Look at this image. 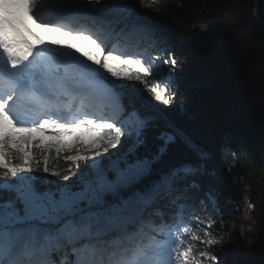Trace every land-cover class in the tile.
<instances>
[{
  "label": "snow or ice",
  "instance_id": "6c2138e0",
  "mask_svg": "<svg viewBox=\"0 0 264 264\" xmlns=\"http://www.w3.org/2000/svg\"><path fill=\"white\" fill-rule=\"evenodd\" d=\"M136 2L137 0H86L91 9L101 13L98 17L101 23L121 30H150L152 25L135 16ZM24 7L35 20L41 0H0V49H3L7 63L12 68L28 61L34 50V46L23 38L17 23V10ZM64 34L72 35L71 32ZM77 35L81 39L90 40L96 51H85L86 46L83 44L67 42V46L83 52L89 61L94 60L95 65L99 66L95 71L106 69L112 77L123 76L135 81H144L151 75L159 78V69L154 72L143 60L131 57L123 59L111 54L104 56L103 60L98 58L102 55V49L97 41L91 35ZM20 43L28 49L23 56L14 51ZM108 61H115L123 70L115 71ZM170 64L174 67L176 60L172 59ZM130 65H136L139 70L129 69ZM166 75L171 77V68ZM33 87V99L37 103H43L45 85L37 82ZM151 90L158 93L161 101L170 102L158 85ZM37 92L42 95L37 96ZM15 103L14 92L4 93L0 90V171L5 177L33 172L30 153L34 152L36 146L43 149L45 173L50 171L47 154L53 148L57 154L61 149L69 151L77 146L84 151L94 152L91 156L69 157L68 162L75 163L78 167L81 161L97 162L110 149L117 148L121 137H125L128 146L115 159L108 158L106 164H96L94 174L80 191L61 193L59 198L29 185L7 186L9 197L6 200L0 197V264H95L91 258V249L113 241H120L123 246L124 243L133 241L136 234L146 230L152 222L158 223L161 219L168 221L182 208L201 199L198 170L202 164L209 163L212 148H206L190 137L172 132L157 136L159 143L154 150L149 149L148 133L157 117L134 111L132 115L136 123L128 132L115 123H97L95 119L86 118L71 124L45 118L42 122L23 127L19 126L21 121L12 114ZM183 111L184 109H177V112ZM49 128L59 129L56 136H74V139L70 144L45 143L43 139L34 140L31 135H20L22 132L45 133ZM81 129L91 134V143H85L79 134ZM133 134L135 139L129 144V138ZM176 146L187 153L184 158H171V150ZM12 148L16 151L13 152ZM17 154L19 163L14 160ZM35 167L38 169L40 165L36 164ZM53 174L58 177L61 175L59 171ZM63 178L70 179L68 176ZM5 225L9 227L5 228ZM187 231L185 228L184 232ZM151 235L156 236L158 233L153 231ZM205 236L210 237L211 233L206 231ZM192 239L199 240L202 245L211 246L216 243L215 239H201L198 236ZM192 251L190 244L185 246L183 239L174 240L168 248L158 249V262L155 259H140L136 264H201V261L192 259ZM226 252V249L223 250L217 257L208 250H201L199 256L213 264H240L239 261L228 259ZM26 256L32 258L26 259Z\"/></svg>",
  "mask_w": 264,
  "mask_h": 264
},
{
  "label": "trees",
  "instance_id": "16d2710c",
  "mask_svg": "<svg viewBox=\"0 0 264 264\" xmlns=\"http://www.w3.org/2000/svg\"><path fill=\"white\" fill-rule=\"evenodd\" d=\"M178 1V5L148 6L146 11L162 25L160 36L164 40L188 42L187 52L203 63L205 70L214 77L215 85L195 89L196 93L188 99H184L185 95L178 90L172 104L159 107L161 113L132 96L123 98L122 108L126 112L136 111L157 117L148 133V148L151 150L159 143L157 136L172 132L212 148L209 163L202 164L198 170L201 199L182 208L178 214L194 233L202 237L208 231L216 240L228 230L231 208L240 209L249 221L243 223L245 229L242 227L237 251L226 255L240 264H254L258 258L257 234L262 238L264 249V206L259 224L253 198L257 172L262 168L261 156H264V30L256 23L253 14L258 0ZM259 2V16L264 22V0ZM247 14L250 16L242 21ZM231 16L236 21L229 22L225 38L215 39L196 28L198 23H227ZM212 80L209 78L208 84ZM240 102L242 105L233 113V106ZM178 108L184 111L177 112ZM220 129L222 132L218 135ZM127 146L125 137H121L117 148L103 154L101 164H106L108 158L114 159ZM232 151L237 154V160ZM34 152L39 160L32 164L33 172H25L23 176L32 187L42 192L50 193L56 188L57 192L52 194L57 198L61 193L80 191L85 186L82 176L93 170L89 161H81L77 167L52 149L47 154L50 171L45 173L43 149H34ZM186 155L180 146L173 147L170 153L173 159H182ZM36 164L40 165L38 169ZM55 171L61 175L55 176ZM64 176L70 179L65 180ZM19 180V175L5 177L0 171V197L6 200L10 195L3 186L4 182ZM178 217L175 215L169 221H176ZM192 249L190 254L196 261L199 251L205 247L198 241ZM206 250L213 254L211 246Z\"/></svg>",
  "mask_w": 264,
  "mask_h": 264
},
{
  "label": "rangeland",
  "instance_id": "374dc122",
  "mask_svg": "<svg viewBox=\"0 0 264 264\" xmlns=\"http://www.w3.org/2000/svg\"><path fill=\"white\" fill-rule=\"evenodd\" d=\"M42 1V0H41ZM53 1V0H51ZM56 2H59L60 0H55ZM146 2V3H145ZM174 4V5H178L179 1L178 0H137L136 2V6L134 9V14L135 16H137L138 18H140L141 20H147L149 21L150 25H152V28L150 30L147 31H134L131 28H129L126 31V34L133 37L135 36V34L137 35V39L138 41H142L139 42L140 48L139 50H141L140 52H144L143 46H147V45H152V44H156V43H162L161 39H160V28H161V24L160 22H158L156 19L153 18L152 13H150L149 11H146V9L148 8V6H157V5H162V4ZM43 7H51V9H53L52 7L55 8V11L57 12H61V17L58 18H54L48 15V12L51 11V9L48 8H44L43 10L37 11V18L34 20V22H46V21H53V22H59L62 24H66L68 23L70 20H72V22L70 21L69 25H78L81 24V22L83 21L81 19L80 21V17L82 15L84 16H89V18H92L93 20H95V22L98 24V26L103 30V31H107L108 33L110 31L113 32V27H107V25H104L103 23H101L98 19V17L100 15H96V14H92V13H97L96 11H94L93 9H91L88 4L86 3V0H75V4L70 7V8H64V7H59V6H52L49 2V0H44V2L41 4ZM57 5V4H56ZM75 12V13H74ZM92 12V13H90ZM79 13V14H78ZM73 15H79L78 23H75L76 21L73 19L74 17H71ZM69 16V17H68ZM250 14H247L244 16V18H242V21H245V19L247 17H249ZM232 20H235L234 16H231L228 20L229 22H232ZM238 20V19H237ZM74 21V22H73ZM236 21V20H235ZM28 22V21H27ZM29 23V22H28ZM203 24V25H202ZM210 24L209 23H198L196 24V28H201V30H203L204 32H207L208 30V26ZM42 26V25H41ZM214 27V26H213ZM203 28V29H202ZM101 31V30H100ZM226 32V31H225ZM224 32V34H225ZM223 35V34H222ZM40 36V35H39ZM143 40H141V38ZM224 36V35H223ZM32 37V36H31ZM41 38H44L43 36H40ZM49 37V36H48ZM156 37V39H155ZM53 38L56 39V37L53 35ZM52 39V38H49ZM154 39V40H153ZM144 41V42H143ZM150 41V42H148ZM42 43L44 44V42L42 41ZM186 46H188V42L187 41H178L176 42V40H171L167 42V45L163 48V50H161L162 53H166V57H165V64L163 67H161V64L163 59L162 57L158 58L157 60L153 61V60H149L151 62L154 63V67H152L153 71L155 72L157 69H159V72L161 75H159V78H157L156 75H151L152 76V81H148L149 79H146L144 81H135V80H124L123 77H112L111 73H108L106 69H103L105 72L108 73V75L106 74V78L109 79L111 81L110 83V92L113 93L114 95L111 94L112 99L115 102V109L119 114H122L121 108L118 104L119 100L127 93V91L129 90H135V92L139 95H142V97H149L151 95L152 97V102L154 103V105L156 107H160L161 105H170L174 102V91H173V79L177 78L178 76H176L177 73L180 72V69L183 70V72H186L187 69H183L182 66L186 65L187 68H192L194 65L197 67H201L203 66V63L196 57V56H187V49ZM44 47V46H43ZM171 47L176 48V50L174 51H170ZM63 53H67V54H71L73 52H69L67 51V49H65V51H63ZM78 53H76L77 55ZM170 54L174 55V58L176 60V64L174 67L171 66L170 61L172 59H170L168 56ZM74 56V59L77 60L78 55ZM69 58V57H68ZM68 58H66L68 60ZM79 59L84 60L83 57H79ZM78 59V60H79ZM71 61V60H68ZM185 62V64H183V62ZM92 61H90L89 63H91ZM109 64L112 65V67H114L115 71H122V66L117 64L114 61H110L108 62ZM148 65V64H147ZM146 65V66H147ZM171 68L172 71V75L173 77H169L167 78L166 73L168 72V69ZM129 69L131 70H139L138 67L136 65H131V67H129ZM127 71V70H124ZM206 72L208 74H210L208 72V70H206ZM72 74H74V71L72 69V71L70 70V72L68 74H65L64 76L66 78H71ZM164 75H166L165 77H163ZM211 75V74H210ZM64 76H59L57 75V77H61V83L58 82V84L65 86L64 84H62V82L64 81ZM199 76H201L200 79H198V74L196 76V78L199 81L200 85H209L210 86H214L215 82L214 79L213 81H211V83L208 84L207 78L205 77V75L202 73V71L199 72ZM51 79H54L53 77ZM192 84H194V82H192ZM211 84V85H210ZM138 85H142L141 87H138ZM155 85H158L159 90L161 92H163V94L170 89L171 92L170 94H164L166 99H168L170 102L169 103H165L164 101H161L159 99L158 93L157 92H153L151 90V88ZM115 86V87H114ZM138 87V88H137ZM169 87V88H168ZM77 88V87H76ZM114 91V92H113ZM196 90H187V91H182L183 93L186 94V96L184 97V99H188L192 96V94H195ZM85 94H82L81 96H78L75 98V101H81L82 99H87L90 98L88 96H84ZM30 97V96H29ZM94 103L96 105L99 106H104L105 102H103L102 100L99 102L98 100H94ZM243 103V102H242ZM242 103H238L236 105L233 106V113L236 112L240 106L242 105ZM194 115V112H193ZM119 124L121 125V128L124 129L125 132H128L129 130L133 129L136 120L134 119V116L132 115V113H129L127 116H125L124 119H120L119 120ZM221 130V129H220ZM218 134V133H217ZM135 139V135L133 134V136L131 138H129V144L131 143V141H133ZM50 141L45 140V143H48ZM53 143H61L58 140L53 141ZM69 143H61V144H70ZM12 151L15 152V148H12ZM126 151V149H125ZM61 156L65 159L69 160V157L73 156V155H80L82 153H88L90 156L94 155V152H89V151H84L83 149H74V150H69V151H65L64 149H61L60 151ZM232 154L235 158V160H237V154L234 153V151H232ZM30 155H32V161L31 163L33 164L35 160H38L39 158L36 157L35 155H33L32 153H30ZM103 155L99 158V160L97 162H93L91 160H89L91 166H93V170L87 174H84L82 176V179L84 181V183H87L92 175L94 174V170L96 167V164H99L100 160H102ZM117 157V156H116ZM114 157V159L116 158ZM15 162L19 163V154H17L14 158ZM102 165V164H101ZM261 166L262 168H260L257 172V179H256V183L254 186V190H253V198L255 201V211L258 215V219H259V224H260V219L262 217V207L264 206V180H263V172H264V156H261ZM20 177V180L17 183H10V182H4L3 186L7 187V186H12V185H29L32 186V184L28 181V179L26 178V176H23L21 174H18ZM52 192L56 193L57 189L55 188V190H53ZM50 192V193H52ZM230 221H229V225H228V230L226 232L225 235L217 238L216 243L214 245H211V247L213 248V255H216L217 257L220 256L221 252L223 250H227L226 253L229 252H233V251H237V245L238 243L241 241V235H242V230L245 229V226L243 227V223L245 225V223L249 220H247L246 218H244L245 216H243V214L241 213L240 209H236V208H231L230 210ZM148 226H152V229H148ZM146 230L138 232L135 239L133 241H130L129 243H124L123 246H121L122 242H120L118 245L114 246V249L116 247V249L119 251H125V249H127V247H129L127 250L131 249V248H137L138 243L139 242H135L137 239L138 241L140 240V242H142L143 240H145L146 238H144L146 236V233L150 234L155 231V228L153 227L152 224L148 225ZM243 227V229H242ZM187 228L188 231L184 232V229ZM172 233V237H173V241L174 240H179V239H183L185 242V246H187L188 242V238L191 236H194V233H192V231L185 226L184 224H176L175 228H172L170 230H168ZM163 234V233H162ZM143 238V239H142ZM208 238V239H212V237H206L205 233H204V237L203 239ZM172 241V242H173ZM135 245H132L134 244ZM255 244L257 245L256 251L258 254V258L257 261L254 264H264V249H263V241L262 238L257 234L256 236V242ZM137 246V247H136ZM205 247V250L207 247H209V245H203ZM114 252H112L111 254H108V258L112 261L115 260V255L113 254ZM104 257L105 255H101L98 262H102V264H104ZM199 261H201V264H213V262L207 260L206 258H201L199 256L198 258ZM118 261V260H117ZM116 261V262H117ZM101 264V263H100ZM110 264V263H109Z\"/></svg>",
  "mask_w": 264,
  "mask_h": 264
},
{
  "label": "bare ground",
  "instance_id": "6f19581e",
  "mask_svg": "<svg viewBox=\"0 0 264 264\" xmlns=\"http://www.w3.org/2000/svg\"><path fill=\"white\" fill-rule=\"evenodd\" d=\"M44 2V0H42L41 1V4ZM49 2H50V4L52 5V6H59V7H64V8H70V7H72L74 4H75V0H60L59 2H56L55 0H53V1H51V0H49ZM57 4V5H56ZM44 8H48V9H51V7H43L42 5H41V7L39 8V10L38 11H40V10H43L44 11ZM53 9H51V11L50 12H48V15L49 16H51V17H54V18H58V17H61L62 15H61V12H57V11H55V8L54 7H52ZM75 13V12H74ZM21 16L23 17V18H28V22H29V24H30V26H32V27H34V28H36L35 30H36V32L38 33V35H40V36H43V37H48V36H52L53 37V35L56 37V39L54 38V40L55 41H61L62 43H59V45H60V47H61V49H62V52L63 51H65V49H68V46H67V42H71V43H75V44H83V45H85L86 47H85V51H88V52H94V51H96V49H92L90 46H88L86 43H81V42H78V41H76V40H73V39H71V38H69V37H66V36H64V35H62V34H58V33H51L49 30H46L45 29V27L46 26H41V25H43L42 24V22H34V20H33V17H30V15L27 13V10L26 11H24V12H22L21 13ZM30 17V18H29ZM69 17V16H68ZM71 17H74L73 19L75 20H78V17H79V15H73V16H71ZM75 20V21H76ZM71 22H72V20H70ZM69 21V22H70ZM51 22H53V21H51V20H49V21H46V23H51ZM66 23V24H71V23ZM74 22V21H73ZM75 23H78V21H76ZM210 24V23H209ZM78 25H80V24H78ZM203 25V24H202ZM73 26V25H72ZM99 27V26H98ZM99 29L101 30V32H104V34L105 33H108L107 31H103L100 27H99ZM198 29H201V28H198ZM203 29V28H202ZM111 32L112 31H110L109 32V34H111ZM208 32V31H207ZM207 32H205V33H207ZM130 35V34H129ZM127 36V38H129V40H131L132 41V39H134V41L133 42H135V43H138L139 44V42H142V41H138V39H137V35L135 34V36H133V37H131V36ZM140 37V36H139ZM141 38V37H140ZM155 39H156V37H155ZM141 40H143L142 38H141ZM154 40V39H153ZM144 42V41H143ZM57 44V43H56ZM74 49V48H73ZM74 53H75V55H76V53H78L77 55H78V59H79V57H83L84 58V60H82V59H77L78 61H82V62H84L85 64H90L89 62V60L87 59V57L86 56H84L83 55V52H78L76 49H74L73 50V53H71V54H67V53H63V57L66 59V58H68V60H73L74 59ZM76 55V56H77ZM98 58H100V57H98ZM152 65H154V63L153 62H151V61H149L148 62V65L147 66H152ZM110 66L112 67V65L110 64ZM82 68L83 69H78V70H75V69H73V71H74V74L75 75H77L78 76V79L79 80H81L79 83H78V86L80 85V84H82L81 82L83 81V74H85L86 72L88 73L89 71H90V66H88V65H84V66H82ZM113 69H114V67H112ZM71 71H72V69H70ZM115 70V69H114ZM200 71H202V69H200ZM202 73L204 74V72L202 71ZM74 74H72V75H74ZM198 74V79H200L201 78V76H199V73H197ZM205 75V74H204ZM166 75H164L163 77H165ZM197 76V75H196ZM123 77V76H122ZM171 77H173V75H171ZM170 77V78H171ZM61 77H57V80H58V82H60L61 81V79H60ZM124 78V77H123ZM169 78V76H167V78H165V79H168ZM208 79L209 78H207V81H208ZM124 80H127L126 78H124ZM169 80V79H168ZM61 83V82H60ZM110 83H111V81L108 79V84L110 85ZM59 86H60V88L63 90V92H65V93H67V90L68 89H66V87L65 86H63V85H60V84H58ZM77 88H79V87H77ZM111 87L110 86H108V91H110L111 89H110ZM110 89V90H109ZM70 90V89H69ZM112 91V90H111ZM114 92V91H113ZM114 95L113 93H111V92H109V95L108 96H100V99H96V100H98L99 102L102 100L103 102H105V104L104 105H109V106H112V107H115V102H114V100L112 99V97L110 96V95ZM82 94H75L74 95V100H75V98L76 97H78V96H81ZM30 96V97H29ZM85 96V95H84ZM86 96H88V97H90L89 95H86ZM16 97V100H19L20 99V97L21 96H15ZM23 97H27L29 100H31V101H33L34 99H33V97H32V95L31 94H29V93H26V94H24V96ZM76 102V101H75ZM79 102H81V101H77L76 102V104H75V108H76V110L78 111L79 110V108H78V103ZM107 114H110L109 112H107ZM80 148V147H79ZM101 161L102 160H100V162H99V164H101ZM152 227V226H151ZM137 235V234H136ZM138 236V235H137ZM144 238H146L145 240H143L142 242H140V240L138 241V239L135 241V242H139L138 243V247L137 248H131V249H129V250H127L129 247H127V249H125V251H130V250H132V249H136V251L138 252L139 251V253H141V251H140V248H141V246L142 245H146L147 243H149V242H151V241H156V238L152 235L151 236V234H150V236H149V234L148 233H146V236L144 237ZM143 239V238H142ZM118 245V244H117ZM132 245H135V243L134 244H132ZM116 246V245H115ZM115 251H117V253L119 252L117 249H116V247H115V249L112 251V252H115ZM107 254H102L103 256L105 255V257H104V264H113V262L114 261H112V260H110L109 258H108V254H111V249H109L107 252H106ZM114 254V253H113ZM115 255V254H114ZM156 256H159L158 254H155ZM116 261L119 259L118 258V256H116ZM102 264V262L100 261V262H97L96 264Z\"/></svg>",
  "mask_w": 264,
  "mask_h": 264
},
{
  "label": "water",
  "instance_id": "95a60500",
  "mask_svg": "<svg viewBox=\"0 0 264 264\" xmlns=\"http://www.w3.org/2000/svg\"><path fill=\"white\" fill-rule=\"evenodd\" d=\"M260 0H258V2L256 3V5H255V7H254V10H253V14H254V18H255V20H256V23L259 25V26H261L262 27V29L264 30V22L260 19V16H259V8H260V2H259ZM130 95V94H129ZM137 100H139V99H137ZM141 101V100H140ZM166 120H167V122H169L172 126H173V124L167 119V118H165ZM174 127H176L175 125H174ZM177 128V127H176ZM222 132V129L221 130H219L218 131V135L220 134ZM105 156H107V155H105ZM116 157V156H115ZM105 159H106V157H105ZM104 164V163H103ZM10 183H17V182H10ZM85 185H86V183H85Z\"/></svg>",
  "mask_w": 264,
  "mask_h": 264
}]
</instances>
